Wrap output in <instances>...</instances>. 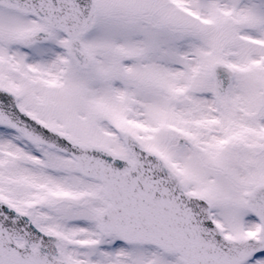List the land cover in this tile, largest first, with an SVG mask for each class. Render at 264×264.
Listing matches in <instances>:
<instances>
[{
	"label": "snow or ice",
	"instance_id": "6c2138e0",
	"mask_svg": "<svg viewBox=\"0 0 264 264\" xmlns=\"http://www.w3.org/2000/svg\"><path fill=\"white\" fill-rule=\"evenodd\" d=\"M0 264H264V0H0Z\"/></svg>",
	"mask_w": 264,
	"mask_h": 264
}]
</instances>
